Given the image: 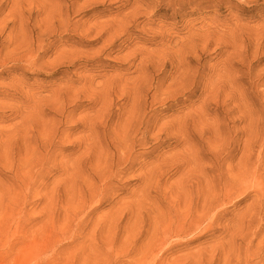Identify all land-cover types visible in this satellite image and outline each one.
<instances>
[{"label":"rangeland","instance_id":"1","mask_svg":"<svg viewBox=\"0 0 264 264\" xmlns=\"http://www.w3.org/2000/svg\"><path fill=\"white\" fill-rule=\"evenodd\" d=\"M0 264H264V0H0Z\"/></svg>","mask_w":264,"mask_h":264},{"label":"bare ground","instance_id":"2","mask_svg":"<svg viewBox=\"0 0 264 264\" xmlns=\"http://www.w3.org/2000/svg\"><path fill=\"white\" fill-rule=\"evenodd\" d=\"M194 161V160H193ZM23 167V166H22ZM97 176V175H96ZM239 176V175H238ZM235 180V179H234ZM99 184V183H98ZM97 186V185H96ZM93 187V186H92ZM91 188V186H90ZM95 190V189H94ZM100 191V190H99ZM221 195V194H220ZM216 199V198H215ZM174 202V201H173ZM82 205V204H81ZM9 219V218H8ZM4 226V225H3ZM248 232V231H247ZM244 234V233H243ZM240 260V259H239Z\"/></svg>","mask_w":264,"mask_h":264}]
</instances>
